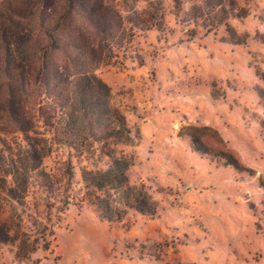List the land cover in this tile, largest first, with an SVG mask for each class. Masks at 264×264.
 <instances>
[{"label": "rangeland", "instance_id": "374dc122", "mask_svg": "<svg viewBox=\"0 0 264 264\" xmlns=\"http://www.w3.org/2000/svg\"><path fill=\"white\" fill-rule=\"evenodd\" d=\"M104 1L126 14L150 0ZM167 1L165 31L135 32L131 55L97 69L130 133L72 157L78 171L128 156L154 213L108 222L75 179L45 196L0 160V264H264V0Z\"/></svg>", "mask_w": 264, "mask_h": 264}, {"label": "trees", "instance_id": "16d2710c", "mask_svg": "<svg viewBox=\"0 0 264 264\" xmlns=\"http://www.w3.org/2000/svg\"><path fill=\"white\" fill-rule=\"evenodd\" d=\"M181 1L172 0L178 6ZM167 4L150 0L123 14L104 0H0V160L45 196L54 194L59 180L75 179L108 222L120 221L128 209L154 213L148 193L127 184L128 156L113 152L100 168L78 171L72 157L91 142L130 133L97 69L111 51L131 55L139 45L135 32L165 31ZM205 6L211 10L209 0ZM13 135L19 137L16 145L7 139ZM213 156L240 167L228 153Z\"/></svg>", "mask_w": 264, "mask_h": 264}]
</instances>
